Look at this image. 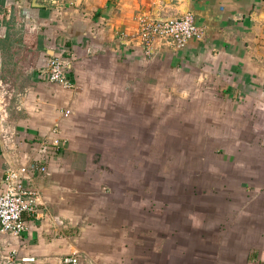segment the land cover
Listing matches in <instances>:
<instances>
[{
	"label": "crops",
	"instance_id": "1",
	"mask_svg": "<svg viewBox=\"0 0 264 264\" xmlns=\"http://www.w3.org/2000/svg\"><path fill=\"white\" fill-rule=\"evenodd\" d=\"M187 13L202 37L180 49L155 41L146 56L140 21ZM50 56L68 64L70 86L41 79ZM138 120L172 162L129 253L140 264H264V0H0V187L8 167L47 157L26 230L0 233V264H128ZM110 158L124 160L99 161Z\"/></svg>",
	"mask_w": 264,
	"mask_h": 264
},
{
	"label": "built area",
	"instance_id": "2",
	"mask_svg": "<svg viewBox=\"0 0 264 264\" xmlns=\"http://www.w3.org/2000/svg\"><path fill=\"white\" fill-rule=\"evenodd\" d=\"M137 37L144 54L151 56L155 41H167L180 49L189 40L200 39L202 32L196 25L193 14L187 13L175 19H143L139 23ZM67 71V63L55 56H50L45 58L44 65L39 69V75L41 79L49 83L68 87L70 83L67 80ZM69 114L70 111H65V116ZM60 146V141L55 140L45 148L48 152H56ZM46 163L47 157H44L42 160L30 161L19 167L11 166L5 170L0 187V233L19 237L26 230L23 216L36 212L38 197V193L30 182L36 175L46 173ZM62 262L78 264L79 260L77 257H64ZM3 264H18L17 256L15 254L7 256Z\"/></svg>",
	"mask_w": 264,
	"mask_h": 264
},
{
	"label": "rangeland",
	"instance_id": "3",
	"mask_svg": "<svg viewBox=\"0 0 264 264\" xmlns=\"http://www.w3.org/2000/svg\"><path fill=\"white\" fill-rule=\"evenodd\" d=\"M128 119L130 120V117ZM139 121L137 125H128V264H140L139 254H130L129 250L139 251L140 238L137 236L140 234L142 218L144 219L147 210L148 212L156 210V203L154 204L152 200L163 198L164 190L158 183L162 176L159 169L171 165L169 162H172V159L159 157V150L163 145L157 144V134L152 131L155 127H149L150 138L146 140L144 128L140 126ZM123 160L99 159L102 164L107 163L108 166L120 165ZM110 177H113V184L117 185L122 181L118 174ZM169 192L171 193V190Z\"/></svg>",
	"mask_w": 264,
	"mask_h": 264
}]
</instances>
